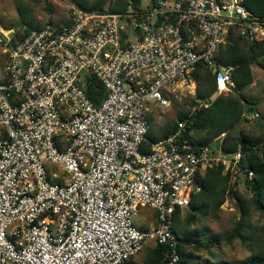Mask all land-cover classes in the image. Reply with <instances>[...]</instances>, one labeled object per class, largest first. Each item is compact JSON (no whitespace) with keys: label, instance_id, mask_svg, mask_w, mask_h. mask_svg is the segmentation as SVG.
<instances>
[{"label":"built area","instance_id":"built-area-1","mask_svg":"<svg viewBox=\"0 0 264 264\" xmlns=\"http://www.w3.org/2000/svg\"><path fill=\"white\" fill-rule=\"evenodd\" d=\"M230 28L264 41V20L243 0H156L125 14L75 6L69 23L14 47L16 31L0 28V264H132L150 241L169 248L154 264H182L176 210L202 191L208 167L238 179L246 161L186 136L199 112L232 92L235 67L218 60ZM199 65L215 75L210 98H197ZM93 77L106 91L99 106L82 87ZM183 93L194 97L187 117L151 141L149 114ZM142 208L157 225H136Z\"/></svg>","mask_w":264,"mask_h":264},{"label":"trees","instance_id":"trees-1","mask_svg":"<svg viewBox=\"0 0 264 264\" xmlns=\"http://www.w3.org/2000/svg\"><path fill=\"white\" fill-rule=\"evenodd\" d=\"M73 1L77 7L89 12L115 14H125L129 10L137 11L140 9L141 3V0H95L91 3H82L78 0ZM151 1L154 3L156 0ZM219 1L224 3L228 0ZM243 4L254 16L264 20V0H243ZM22 22L23 30H18L15 33L11 47H14L17 41L23 39L30 32L40 29L25 16H23ZM261 59L263 61L259 63L264 68V41H251L243 38L238 34L236 28H230L226 42L220 47L218 60L223 65H233L235 67L233 75L234 87L232 90H239L253 83L252 66ZM194 78L198 84L197 98H210L217 91L215 75L203 65H199L196 68ZM82 87L86 95L96 106H99L106 98L104 87L94 77L91 78L90 83L85 82ZM242 100L245 101L244 99ZM172 101L174 102L175 99H172ZM244 113L241 100L233 98L231 94L228 97L218 96L210 107L204 108L199 112L192 127L188 129L186 136L196 144L213 145L216 147L220 144L223 152L226 154L242 152L246 156V161L243 162V171L238 179L242 178L246 181L248 189L253 193L252 203L254 208L264 217V128H262L261 133L258 135H251L239 129L238 133H236L240 124L247 121L246 118L243 119ZM186 117L187 113L179 109L175 114V119L170 118L171 120L160 129L158 135L151 126L148 138L151 141L166 138L169 134L176 131L177 121L183 120ZM154 118L155 113L153 111L149 114L150 124L154 122ZM223 134L225 138L223 142H220L221 140L218 138ZM147 148H149V145L145 146V149ZM248 171L253 173V178L250 180L245 176ZM230 182V176L223 175L221 165L217 164L208 167L204 175L200 177L203 189L197 194L201 197V204L200 206L196 204V194L193 195L191 204L186 209L187 216L182 226L183 231L187 232V234L181 235L174 228L179 240L178 251L182 264L194 263L196 257L190 251L191 248H194L196 251L201 249L210 251L212 247L211 243L213 242V239L204 241L202 237L205 233L198 230H193L192 232L186 231V224L190 225L196 222L198 215L202 214L203 211L212 209L220 211L221 205L226 200V195L235 201V205H237L241 213L237 226L231 233L230 240L239 238L243 243H246L247 234L250 233L247 223L250 212L246 209L243 199L235 191ZM147 209L149 208H142L141 210ZM180 213L181 209H177L174 218ZM143 221L157 225V214H153V218H148L147 220L144 218ZM256 243L259 246L262 240L257 238ZM168 251V247L156 244L143 264H154L163 261ZM134 257L131 260L132 264H134ZM232 264H264V248H261L258 253H253L251 256L235 261Z\"/></svg>","mask_w":264,"mask_h":264},{"label":"rangeland","instance_id":"rangeland-1","mask_svg":"<svg viewBox=\"0 0 264 264\" xmlns=\"http://www.w3.org/2000/svg\"><path fill=\"white\" fill-rule=\"evenodd\" d=\"M78 1L91 3L95 0ZM151 3V0H141L140 8H146ZM75 6L73 0H0V28L4 31H22L23 16L32 21L37 28H42L48 24L65 25L70 22L71 10ZM7 58V54L0 47V82L6 78L5 65ZM261 61L263 60H259L252 66L254 77L252 84L239 90L233 89L232 92L225 91L219 95L228 97L231 94L233 98L241 100L245 111L243 119L247 115L252 117V119L242 122L237 128L236 133H238L239 129L251 135H258L261 133L262 128H264V68L259 63ZM196 91L198 93V84ZM193 105L194 97L183 93L178 98H175L174 102L172 101L169 108H154L155 118L151 126L155 133L158 135L160 129L171 120L170 118L175 119V114L179 109L188 114ZM255 114L259 116L254 117ZM224 138L225 135L223 134L218 139L221 140L220 142H223ZM47 170L50 174H56L59 178L64 175L61 168L52 163L47 164ZM230 184L243 199L246 209L250 212V217L247 221L250 233L247 234V241L243 243L239 238L230 240L231 233L237 226L241 213L237 205H235V201L226 195V200L221 205L220 211H215L214 209L203 211L202 214L198 215L196 222L190 225L186 224L185 226L186 231L192 232L193 230H198L205 233L202 237L204 241L213 239L210 251L190 249L196 257L193 264H232L235 261L251 256L253 253H258L261 248H264V217L254 208L252 203L253 193L248 189V184L242 178H232ZM195 197L196 204L200 206L201 197L198 194ZM186 209H182L181 213L173 219V228L181 235L187 234L182 229L187 216ZM153 214L155 212L150 208L141 210L140 215L135 220L136 225L138 227H148L150 223H146L143 220L144 218L146 220L153 218ZM257 238L262 240L259 246L256 243ZM155 245L153 241L148 242L145 248L135 255L134 264H143Z\"/></svg>","mask_w":264,"mask_h":264}]
</instances>
